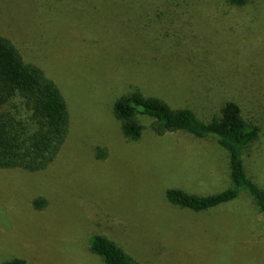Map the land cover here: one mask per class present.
Here are the masks:
<instances>
[{
  "label": "rangeland",
  "instance_id": "374dc122",
  "mask_svg": "<svg viewBox=\"0 0 264 264\" xmlns=\"http://www.w3.org/2000/svg\"><path fill=\"white\" fill-rule=\"evenodd\" d=\"M0 33L41 64L70 113L46 170L0 168V263L104 264L88 250L98 233L139 264H264V212L246 194L198 213L165 199L168 187L224 189L226 151L182 131L158 136L148 117L126 140L112 111L134 87L201 120L235 99L260 128L245 164L264 188V0H0Z\"/></svg>",
  "mask_w": 264,
  "mask_h": 264
},
{
  "label": "trees",
  "instance_id": "16d2710c",
  "mask_svg": "<svg viewBox=\"0 0 264 264\" xmlns=\"http://www.w3.org/2000/svg\"><path fill=\"white\" fill-rule=\"evenodd\" d=\"M224 1L242 6L248 0ZM13 39V35L0 33V168L44 171L54 162L67 138L69 108L57 83L41 64L25 59ZM234 100H224L205 120L190 106L171 107L163 98L146 95L137 87L113 101L112 111L126 140L140 138L144 129L141 117H148L150 129L158 136L182 131L194 138L212 140L226 151L229 185L205 195L168 187L164 196L172 206L198 213L246 194L250 205L264 212V188L248 175L245 164L260 128L244 116L241 105ZM93 152L96 159L107 155L102 147ZM32 205L41 209L45 199L36 197ZM88 250L104 264H139L121 246L98 233L90 235ZM0 264H24V260L15 257Z\"/></svg>",
  "mask_w": 264,
  "mask_h": 264
}]
</instances>
